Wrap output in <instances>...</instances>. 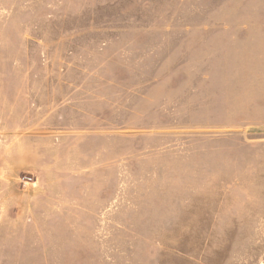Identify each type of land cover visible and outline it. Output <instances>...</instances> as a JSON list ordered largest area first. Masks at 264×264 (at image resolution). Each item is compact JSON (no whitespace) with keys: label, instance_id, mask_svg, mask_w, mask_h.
Instances as JSON below:
<instances>
[{"label":"rangeland","instance_id":"rangeland-1","mask_svg":"<svg viewBox=\"0 0 264 264\" xmlns=\"http://www.w3.org/2000/svg\"><path fill=\"white\" fill-rule=\"evenodd\" d=\"M0 264H264V0H0Z\"/></svg>","mask_w":264,"mask_h":264}]
</instances>
